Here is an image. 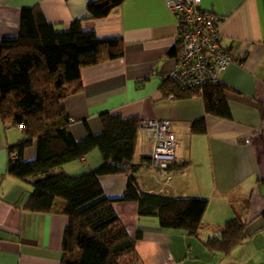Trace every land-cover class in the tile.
<instances>
[{
    "label": "crops",
    "instance_id": "obj_1",
    "mask_svg": "<svg viewBox=\"0 0 264 264\" xmlns=\"http://www.w3.org/2000/svg\"><path fill=\"white\" fill-rule=\"evenodd\" d=\"M92 0H0V41L19 31L21 12L38 7L46 19L65 30L76 19L99 37H121L124 55L81 69L82 90L64 104L76 139L103 130L100 115L169 119L178 140L174 166L153 169L144 164L147 138L139 132L133 163L142 190L176 198L208 200L203 226L196 236L163 228L157 216L139 214L136 201L114 202L131 235L141 231L134 254L121 264H264V0H200V7L220 19L223 46L240 56L221 74L231 118L206 113L201 95L165 96L161 86L177 63L178 22L167 0H124L105 17L87 16ZM204 117L206 132L196 134L192 123ZM25 137L23 127L0 120V264H61L68 217L58 212L25 208L33 189L30 181L7 173L10 146ZM36 156V145L24 151ZM145 158V157H144ZM103 162L99 149L55 169L81 174ZM105 194L122 195L127 174L100 177ZM61 205L62 200L58 199ZM235 209L246 223L245 239L225 255L206 246Z\"/></svg>",
    "mask_w": 264,
    "mask_h": 264
},
{
    "label": "trees",
    "instance_id": "obj_2",
    "mask_svg": "<svg viewBox=\"0 0 264 264\" xmlns=\"http://www.w3.org/2000/svg\"><path fill=\"white\" fill-rule=\"evenodd\" d=\"M123 1L92 0L86 17H105ZM123 55L121 37H99L85 30L81 19L65 30L58 29L35 6L23 8L19 31L0 41V120L25 130V137L10 146V152L17 156L9 158L7 173L32 183L26 209L68 217L61 264H121L135 253L141 231L134 236L128 232L114 207L118 200L138 202L139 214L157 216L163 228L181 229L196 236L203 226L206 198H176L141 189L135 173L142 163H133L141 120L138 116L104 112L100 115L101 133H90L78 140L71 132L64 101L82 90L81 69ZM161 89L166 97L201 95L206 113L232 117L228 86L221 81L182 89L166 78ZM206 130L204 117L192 123L194 133ZM33 144L36 156L25 159V149ZM94 149H99L103 157L98 167L81 174L55 171ZM174 164L169 169L185 166ZM108 174H127V189L122 195L105 194L100 177ZM260 181L264 186V177ZM245 227L235 209L234 217L222 225L220 233L204 244L212 252L227 255L245 239Z\"/></svg>",
    "mask_w": 264,
    "mask_h": 264
},
{
    "label": "built area",
    "instance_id": "obj_3",
    "mask_svg": "<svg viewBox=\"0 0 264 264\" xmlns=\"http://www.w3.org/2000/svg\"><path fill=\"white\" fill-rule=\"evenodd\" d=\"M167 4L177 18L178 33L177 63L166 77L182 89L221 81L222 72L241 58L223 46L219 17L203 10L200 0H167ZM139 132L147 138L146 166L167 169L176 161L178 140L169 119H141Z\"/></svg>",
    "mask_w": 264,
    "mask_h": 264
}]
</instances>
